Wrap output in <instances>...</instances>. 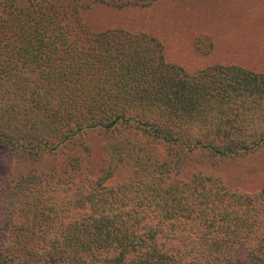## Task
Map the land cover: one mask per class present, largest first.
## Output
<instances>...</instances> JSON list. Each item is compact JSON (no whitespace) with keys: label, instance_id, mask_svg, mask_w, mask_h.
I'll return each instance as SVG.
<instances>
[{"label":"trees","instance_id":"trees-1","mask_svg":"<svg viewBox=\"0 0 264 264\" xmlns=\"http://www.w3.org/2000/svg\"><path fill=\"white\" fill-rule=\"evenodd\" d=\"M157 1L0 0V164L32 166L0 176V264H264V187L181 178L197 157L264 147V73H187L155 38L83 19ZM92 130L97 178L83 145L62 169L34 168Z\"/></svg>","mask_w":264,"mask_h":264},{"label":"rangeland","instance_id":"rangeland-1","mask_svg":"<svg viewBox=\"0 0 264 264\" xmlns=\"http://www.w3.org/2000/svg\"><path fill=\"white\" fill-rule=\"evenodd\" d=\"M83 19L93 31L122 29L155 38L165 61L194 73L215 65L238 66L264 73V0H159L148 8L114 9L95 6ZM102 134L87 131L76 147L62 148L55 155L35 163L47 171L62 169L71 156L81 153L82 145L92 178L102 169ZM81 144V146H79ZM29 162L0 164V176L9 178L28 173ZM129 172L120 170L107 182H120ZM220 179L231 190L256 192L264 187V147L243 157L225 160L195 158L184 168L181 178L194 173Z\"/></svg>","mask_w":264,"mask_h":264}]
</instances>
